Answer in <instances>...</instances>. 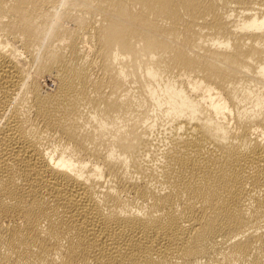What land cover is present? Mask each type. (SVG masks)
Segmentation results:
<instances>
[{"label":"bare ground","instance_id":"6f19581e","mask_svg":"<svg viewBox=\"0 0 264 264\" xmlns=\"http://www.w3.org/2000/svg\"><path fill=\"white\" fill-rule=\"evenodd\" d=\"M0 264H264V0H0Z\"/></svg>","mask_w":264,"mask_h":264}]
</instances>
